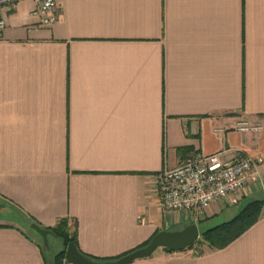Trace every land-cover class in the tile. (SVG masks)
<instances>
[{
  "label": "crops",
  "instance_id": "1",
  "mask_svg": "<svg viewBox=\"0 0 264 264\" xmlns=\"http://www.w3.org/2000/svg\"><path fill=\"white\" fill-rule=\"evenodd\" d=\"M58 5L51 27L31 0L5 14L0 264L51 263L32 224L68 220L84 254L111 260L264 201V0ZM213 154L262 160L241 201L205 219L164 210L158 176ZM202 245L133 264H264V210L226 248Z\"/></svg>",
  "mask_w": 264,
  "mask_h": 264
},
{
  "label": "built area",
  "instance_id": "2",
  "mask_svg": "<svg viewBox=\"0 0 264 264\" xmlns=\"http://www.w3.org/2000/svg\"><path fill=\"white\" fill-rule=\"evenodd\" d=\"M26 0H0V41L7 30L6 13L13 12ZM35 15L44 27L58 21V0H31ZM242 131L250 124L240 125ZM261 159L239 158L224 161L220 154L198 156L174 170L158 176L162 207L170 212H184L194 219H205L209 207L219 201L239 203L251 181H257Z\"/></svg>",
  "mask_w": 264,
  "mask_h": 264
},
{
  "label": "water",
  "instance_id": "3",
  "mask_svg": "<svg viewBox=\"0 0 264 264\" xmlns=\"http://www.w3.org/2000/svg\"><path fill=\"white\" fill-rule=\"evenodd\" d=\"M255 199L249 198L243 200L237 209L233 218L226 220L219 218L212 223L198 225L192 224L178 231H163L158 233L150 243L120 258L108 261H95L85 256L78 249L75 243H70L66 252L67 264H133L142 259L152 257L158 250L167 249L174 253L184 252L192 248L203 236L209 234L226 224L236 221L246 210L255 203ZM31 229L34 230L42 239L46 247H49V237L54 236L47 229L37 224H32Z\"/></svg>",
  "mask_w": 264,
  "mask_h": 264
},
{
  "label": "trees",
  "instance_id": "4",
  "mask_svg": "<svg viewBox=\"0 0 264 264\" xmlns=\"http://www.w3.org/2000/svg\"><path fill=\"white\" fill-rule=\"evenodd\" d=\"M263 210H264V201H255V203L253 205H251L246 210V212L243 213L236 221H234L233 223L226 224L223 227H221V228H219V229H217V230H215L209 234H206L196 244L205 243V244H208L213 249H224V248H226L228 245H230L233 241H235L240 236H242L247 230H249L251 227H253L260 220ZM68 226H69V221L63 220L55 228L47 229V230L51 231L53 233L54 237L63 240V242L65 243L67 248H68L70 243H75L76 246L78 247V249L80 250L77 232L71 233ZM149 243L150 242L145 244L143 247L147 246ZM196 244L194 246H196ZM194 246L190 249H193ZM165 250L170 252V253H174L170 250H167V249H165ZM133 251H135V250H133ZM133 251H131V252H133ZM66 252H67V250L58 254L55 257L54 262H51L50 264H67L66 263ZM131 252H129V253H131ZM81 253H83V252L81 251ZM84 255L88 256L89 258H91L95 261H108V260H110V259H99V258H95V257L89 256L86 254H84ZM124 255H126V254H124ZM111 260H113V259H111ZM47 264H49V263H47Z\"/></svg>",
  "mask_w": 264,
  "mask_h": 264
},
{
  "label": "rangeland",
  "instance_id": "5",
  "mask_svg": "<svg viewBox=\"0 0 264 264\" xmlns=\"http://www.w3.org/2000/svg\"><path fill=\"white\" fill-rule=\"evenodd\" d=\"M183 229L182 227H178V228H173L169 231H178ZM28 232L34 236H37L39 239V242L41 243L43 250L47 253L49 259L51 260V262H54L55 257L60 254L61 252L67 250V247L65 245V243L63 242V240L56 238L54 236H50L49 237V247H46L43 239L34 231V230H28ZM201 240V239H200ZM202 244L198 243L196 244V248L197 250H201L202 249Z\"/></svg>",
  "mask_w": 264,
  "mask_h": 264
}]
</instances>
